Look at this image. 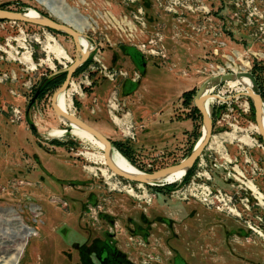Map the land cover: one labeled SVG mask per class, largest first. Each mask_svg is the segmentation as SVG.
I'll return each mask as SVG.
<instances>
[{
    "label": "rangeland",
    "instance_id": "obj_1",
    "mask_svg": "<svg viewBox=\"0 0 264 264\" xmlns=\"http://www.w3.org/2000/svg\"><path fill=\"white\" fill-rule=\"evenodd\" d=\"M64 1L89 20L82 33L96 43L72 76L68 112L139 171L191 152L202 135L193 97L203 82L247 71L264 102V0ZM0 8L54 17L37 0ZM74 57L64 33L0 21V215L12 209L34 233L12 245L17 264H264V144L250 99L237 95L244 86L214 87L233 99L214 98L212 136L184 177L139 187L111 173L97 145L49 136L67 129L50 104L61 80L29 106ZM10 232L0 227V236ZM4 256L0 264H10Z\"/></svg>",
    "mask_w": 264,
    "mask_h": 264
},
{
    "label": "water",
    "instance_id": "obj_2",
    "mask_svg": "<svg viewBox=\"0 0 264 264\" xmlns=\"http://www.w3.org/2000/svg\"><path fill=\"white\" fill-rule=\"evenodd\" d=\"M0 21H13V22L17 21V22L34 24L37 26H41V27L53 30V31L64 33L71 37L74 48H75V57L68 66L63 67L62 69L52 74L54 75L57 73H64L65 77L62 83L59 85V87L52 93V96L50 99L51 108L57 117H61L65 120L66 124L77 126L81 130L93 136L99 143L103 145L104 163L106 167L114 175L124 180H127V181L152 185L153 183L163 180L166 176H168L169 174L175 171L184 170V172L186 173L195 164L197 159L200 157V155L202 154V152L208 145L210 138L212 136L213 123H212L211 115L208 114V112L206 111L204 107V102L209 97L204 94L206 87L208 85V80H207L200 85V87L198 88V90L196 91L193 97V105L201 116L202 126H203L204 131L201 137L199 138V140L194 145L191 152L180 162L164 167V168H161L153 172L132 174V173L122 170L112 160V153H113L114 146L112 145L111 140L106 135H104L102 132H100L98 129L86 123L78 116L67 113L63 111L62 109H60L56 102L57 96L60 93H63L64 91L68 89L73 74L77 71L78 68H80L88 60V58L96 50V43L94 42L93 48L91 50L83 51L79 38L83 37L88 41H89V38L85 34H83L81 31L73 27L72 25L64 21H60L50 15L49 16L40 15L38 18H29L25 16L24 12H16L13 10L0 8ZM134 57H136V59L138 60V66L140 68H143L145 66L144 57L138 52H134ZM241 76H245L250 80L251 90L248 91L247 93L237 94V95H243L250 99L251 104L253 106V110H254V120H255L256 127H257V131H258L261 141L264 144L263 99H262L257 81L255 77L252 75V73L245 71V72H239L237 74H226V75H223L217 78L213 77L209 80H211L212 82L220 83V82L227 81L229 79H236ZM49 77L50 76L46 77V79L41 83V85L38 86V88L36 89V91L34 92L33 96L30 99L29 106L35 101L36 97L39 94L41 86L44 84V82ZM212 97L220 101H223V102H227L233 99V97L223 98L219 96L218 94H213ZM31 128L34 129V126L31 125ZM70 130L71 129L69 128L67 129V131H70ZM153 185H159V184H153Z\"/></svg>",
    "mask_w": 264,
    "mask_h": 264
},
{
    "label": "bare ground",
    "instance_id": "obj_3",
    "mask_svg": "<svg viewBox=\"0 0 264 264\" xmlns=\"http://www.w3.org/2000/svg\"><path fill=\"white\" fill-rule=\"evenodd\" d=\"M37 1L39 2V4H42L44 7H46L48 9V11L50 12V14L53 15L56 19H58L60 21H64V22L72 25L73 27H75L76 29H78L81 32H82L83 28H87L90 24L89 20L86 17L81 16L77 12L76 8H68L64 0H37ZM59 5L61 7H59ZM24 14H25V16H27L29 18H38L40 16V14L37 13L33 9L25 10ZM79 40H80V44H81L83 51H89L93 48L92 43L89 42L88 40H86L85 38L80 37ZM58 53L63 54L62 51H58ZM25 61H29V58L27 57V59H25ZM233 70H235V68H233ZM237 73H239V72H237ZM237 73H235V74H237ZM227 82H232L235 84L243 85L245 90H246V93L251 90V82L245 76H241V77L236 78V79H229V80H227ZM217 84H218V82H212L211 80H208V85H207L205 93H204L205 95L209 96L204 102V107H205L206 111L208 112V114H210V115L212 113V107L214 105V97H212V92L214 90V87H216ZM70 87H72V82H71L69 88L66 91H64L63 93H60L56 99L58 107L67 113H69L68 108H67L68 100L71 99ZM69 96H70V98H69ZM58 118L60 119V121L63 124H65L67 126V129L69 128L71 130L70 131H67V129L52 130L49 133V136L59 137L62 134L69 132L81 140L89 141V142L97 145L99 147V149L102 151L101 152V159L103 161V164H105L104 158H103V145L101 143H99L93 136H91L87 132L81 130L77 126L71 125V124H66V122L63 118H61V117H58ZM203 131H204V129L202 128V133H203ZM112 160L114 161V163L118 167H120L122 170H124L126 172H129L132 174L144 173L143 171H139L136 167H134L121 153H119L117 150H115V148L113 149ZM185 174L186 173L184 172V170L175 171V172L169 174L168 176H166L163 180L156 182V183H153V184H159L160 185L162 183H171V182H174L175 180H180ZM148 185H151V184H148ZM138 186L142 187V184L138 183ZM250 188L253 190L254 186L251 185ZM4 225L5 226L9 225V227L11 228L10 233L13 234V236L9 238L10 233L8 236H5L6 235L5 233H4L5 234L4 236H0V253L4 254L5 255L4 257L6 259L8 257H10L9 258L10 262H11V263L9 262L10 264H17L18 263V252H17L18 249L13 247L12 245H14L16 242L17 243L19 242V243H21V245H23L24 242L26 241V238L33 235L34 233H33L32 228L25 225L12 209H8L0 215V227H3ZM7 229H8V227H7ZM17 243H16V245H17ZM18 246H19V244H18ZM19 247H22V246H19ZM14 249H17L16 253H14L13 257H11V251Z\"/></svg>",
    "mask_w": 264,
    "mask_h": 264
},
{
    "label": "trees",
    "instance_id": "obj_4",
    "mask_svg": "<svg viewBox=\"0 0 264 264\" xmlns=\"http://www.w3.org/2000/svg\"><path fill=\"white\" fill-rule=\"evenodd\" d=\"M134 52L132 53V56H133V58H134V61L136 62V64H138V60L136 59V57H134ZM64 77H65V74L64 73H57V74H54V75H52L50 78H48L46 81H45V83L42 85V87H41V89L43 88V86L44 85H46V84H48L50 81H53V82H55L56 80H61V83H62V81H63V79H64ZM60 83V84H61ZM262 96V95H261ZM263 99V98H262ZM195 108V107H194ZM195 110H196V108H195ZM197 111V110H196ZM197 113H198V111H197ZM200 115V114H199ZM114 143H112V145H113ZM114 145H116V149L119 151L120 149H121V147H120V145H118V144H114ZM120 148V149H119ZM126 159H128L129 160V158H127V156H126V154H124L121 150L119 151ZM130 161V160H129ZM189 171V170H188ZM184 177V176H183Z\"/></svg>",
    "mask_w": 264,
    "mask_h": 264
},
{
    "label": "built area",
    "instance_id": "obj_5",
    "mask_svg": "<svg viewBox=\"0 0 264 264\" xmlns=\"http://www.w3.org/2000/svg\"><path fill=\"white\" fill-rule=\"evenodd\" d=\"M134 81V80H133ZM70 84H71V82H70ZM70 86V85H69ZM263 110H264V102H263ZM264 119V118H263Z\"/></svg>",
    "mask_w": 264,
    "mask_h": 264
},
{
    "label": "flooded vegetation",
    "instance_id": "obj_6",
    "mask_svg": "<svg viewBox=\"0 0 264 264\" xmlns=\"http://www.w3.org/2000/svg\"><path fill=\"white\" fill-rule=\"evenodd\" d=\"M134 55V54H133ZM138 65V64H137ZM40 91H41V89H40ZM37 98V97H36ZM36 100V99H35Z\"/></svg>",
    "mask_w": 264,
    "mask_h": 264
}]
</instances>
